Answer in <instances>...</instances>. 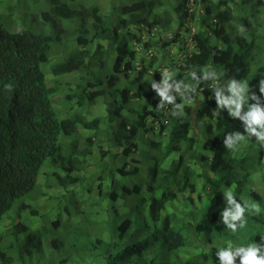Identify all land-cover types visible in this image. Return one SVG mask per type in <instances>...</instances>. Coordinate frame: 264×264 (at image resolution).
<instances>
[{"label":"clouds","instance_id":"9594fccd","mask_svg":"<svg viewBox=\"0 0 264 264\" xmlns=\"http://www.w3.org/2000/svg\"><path fill=\"white\" fill-rule=\"evenodd\" d=\"M20 1L0 0V15L5 18V25L10 31H19L24 27L23 18L27 15L26 11L24 14H19V17L16 18L17 21L13 20L14 11L12 8ZM22 1L26 9L29 6L36 7L37 13L34 14V19L41 21L40 14L46 12L49 0ZM97 1L81 0V3L86 7L97 5L102 13H106ZM107 1L108 6L105 4L107 11H110L111 3L121 6L123 2V0ZM133 1L135 2V0ZM173 1L175 0H169V3ZM236 3H239L243 8L236 9ZM135 4L137 3L135 2ZM255 4L254 0H250L247 4L244 0H233L227 5L234 17L230 21L233 31L239 30L244 33L249 31L239 21L244 20L247 15L256 10ZM202 7L200 2L194 4V0H187L185 7L179 11L180 15L186 13L185 18L180 22L171 21L169 23V18L162 15L156 7L151 12H145V16L134 13L132 16L124 17H132L129 20H132L133 34L139 35L141 40L132 44L139 57L133 66L134 70H132L130 79L137 77L142 69H147L148 74H143L140 82L148 81L156 90L159 96L156 98L158 100L155 106L156 110L145 99L139 103L138 97H135L134 102H128L130 107L135 108L138 114L136 116L145 117V121L140 119L138 126H135V121L131 127L127 125L125 132L121 135L122 139L129 133L134 134L129 154H123L121 140L119 143L117 141V123L108 119L106 109L107 104L111 103L110 98L98 99L94 104L86 102L76 107L74 111L72 110L74 114L86 118L87 121L96 119L99 121L97 129L91 127V129L85 130L78 124L75 125L77 131L75 136L77 134L79 137L90 135L92 144L86 146L79 143V150L73 152L75 154L73 175L81 176L84 173V175L91 176L92 182L84 183L88 187L84 198L86 195L89 197L94 195L95 200L89 203L84 202L89 207L98 208L97 218L108 215L114 222L110 239L111 241L119 240V245L116 247L118 250L125 246V243L127 247L137 249L140 241L146 242L145 254L147 256L143 252L141 264H264V237L254 240L246 234V232H251L247 226L248 216L257 215L264 218V69L261 71L260 80L249 88L246 82L237 81L235 78H231L227 82L218 80L219 74L211 66H206L201 71V78L207 85L201 88L197 87L198 90L193 92L196 99L189 101L187 113H184L183 110L172 112V108H169L166 103L171 104L175 99L169 95L171 85L168 84V80L171 77H175V75H179L180 78L189 76L179 81L176 88L172 89L176 95L184 94L187 87L194 84L196 80L197 75L194 72L189 75L186 70L181 71L179 66L181 60L186 55L190 56V53L195 49L194 36L200 31H208L200 24L199 15L204 11ZM140 11L143 10L140 9ZM257 15L264 31V11ZM118 18L116 13V19ZM158 20L168 22L169 28L160 27ZM215 23L216 21L212 20L213 27L220 29V26ZM62 25L69 29L66 21L62 20ZM175 34H178V41L168 43L174 39ZM208 37H211L210 31H208ZM166 42L164 50L158 51L155 44ZM99 43L104 49H107L106 42ZM144 43H149L151 47L144 48ZM258 43L264 44L260 40ZM90 45L94 50L96 44L91 43ZM171 48L175 49L174 55L169 54L168 50ZM75 49V45L66 43L64 40L51 47L48 54L51 62L41 65L47 82L53 78L51 67L67 59ZM107 51L108 49L105 54L109 57ZM177 55H180L181 59L177 60ZM154 56L157 59L150 65V59ZM165 60H167L166 63H164ZM171 60L173 61L171 62ZM109 61L106 69H111ZM44 64L46 65L43 68ZM154 70L159 73L160 78L162 77L159 82L155 81ZM117 75L122 77L120 84L123 85L127 82L123 72ZM66 76L53 80L58 81L59 86V89L50 96L53 115L44 116L42 110L37 106L39 117L31 122L34 126V140L41 141L52 132L56 133V143L60 147L56 154H68L73 150L70 145L73 137L69 136L68 132L67 134L64 132L62 123L66 130L71 129L70 121L73 119L71 109L72 105H76L75 98L72 99L75 103L68 101L64 103L65 107L59 104V100H62L65 95H73L78 87L88 88L90 92L95 91L94 84L89 85L90 82H87V78L84 84L71 86L68 82L60 80ZM156 82L158 85L155 84ZM182 82H185L183 87L181 86ZM11 88V84L5 86L7 91H11ZM250 89L258 90L259 94ZM132 92L130 90L129 95L135 96ZM214 95L216 103L213 107L200 105L202 102H212ZM249 100L254 103L249 104ZM245 104H247V111L241 115ZM24 106L26 105L21 106L19 113ZM176 107L183 108V105ZM69 108L70 111H68ZM223 108L228 111L226 118L236 124L241 122L244 124V129L239 128L237 131L226 133L223 136L221 139L223 150L230 152L234 159L250 158L249 162L243 164L242 169H236L233 172L229 169L220 171L218 168H213L215 143L219 137L216 135L220 122L219 114L225 117V113L222 114ZM220 109L222 110L220 111ZM107 120L108 122H106ZM173 128H175L174 131ZM56 129H59V132ZM172 134H177V138L176 142L171 144L170 136ZM1 136L3 137V135ZM86 148L89 149V152L83 156L81 152ZM55 161L56 155L48 157L42 165L41 173L36 178L38 187L35 194L38 199L33 200L32 204L36 210L43 207V201L47 198L37 192L43 190L45 182L48 183L44 179L42 171H58L57 166H52ZM103 165H107L111 170L112 179L110 181L97 178ZM181 169L184 171L183 174L176 173V170L180 171ZM221 178H224V181H219L220 187L217 189L203 185L205 181L212 184L213 180L218 181ZM39 179L40 182H38ZM51 185V191L58 189L57 191L64 192V189L60 186L58 188L55 183H51ZM109 185H117L123 189L122 193H114L111 204L105 203L104 195L105 192L110 191L107 190ZM72 187L69 186V189ZM154 201H162L158 211L160 221L157 222V227L159 232L161 230L158 239L151 238L153 221L146 215L147 205L155 209ZM18 202L27 205L29 201L26 196L22 195ZM57 212L60 211H54L49 217V220H53L50 221L51 223L58 218ZM11 213L8 212L4 216V225L8 224ZM64 214L65 217L68 214L73 216L70 208ZM117 216H121V219L115 220ZM39 217L41 216L38 215V212L37 215H24L22 216L23 221L20 219V222L30 227L33 232L41 231L53 235V232L59 231L62 237L64 220L56 225L57 228L53 229V232H50L47 228H43L44 220ZM239 229L242 231L238 235ZM93 240L96 239L93 238ZM74 242L73 237L60 245L69 250V253L58 255L55 258L58 264H70V261L68 263L59 261L65 256L70 258ZM87 244L88 242L82 244L81 247L83 246V250L89 252ZM115 246L116 244L110 245L109 252H112ZM12 261L8 264H27L16 260ZM92 262L87 264H92ZM94 264H103V261L96 260Z\"/></svg>","mask_w":264,"mask_h":264},{"label":"trees","instance_id":"16d2710c","mask_svg":"<svg viewBox=\"0 0 264 264\" xmlns=\"http://www.w3.org/2000/svg\"><path fill=\"white\" fill-rule=\"evenodd\" d=\"M8 1V0H5ZM157 1V2H155ZM233 0H194V4L200 2L203 5V13L199 15L200 24L207 28L211 33L208 37V31H200L194 36V50L181 60L179 69L187 74L193 72L197 75L194 84L188 86L184 94H175L172 89L176 88L179 81L185 79L179 75L171 77L168 84L171 85L169 95L173 96L174 102L167 105L172 108L171 111L183 110L187 113L189 101L196 99L193 92L200 87H205L207 83L201 78V71L206 66H211L218 74V80L228 81L235 78L237 81L246 82L251 88L255 82L260 80L261 71L264 69V44H259V40L264 42V31L259 20L261 11H264V0H254L256 10L247 15L244 20H240L241 25L249 29L244 33L239 30L231 29L230 21L234 19L228 4ZM245 3L250 0H244ZM135 2L137 4H135ZM123 0L121 6L110 4V11L102 13L97 5L86 7L81 0H49V6L46 12L41 13V22L49 27V32L44 31L33 32L32 29H22L19 31H10L5 25V18L0 15V264H8L12 260L20 261L27 264H58L55 258L61 253H69L65 247L60 245L68 242L74 237L73 249H71L70 258H62L60 263L70 264H87L96 260H102L103 264H141L142 255L146 251L145 241L142 240L138 244V248L125 246L116 247L118 241H111L112 226L114 222L107 215L97 218V207H89L84 202L85 192L88 187L84 183H91V176L82 175L74 176V153L79 150V143L91 146L92 136L79 137L75 129V125H79L82 129H97L99 126L98 119L87 121L86 118L74 114L73 111L79 105L88 102L96 103L98 99H111V103L107 104L108 119L117 123L116 136L118 143L121 140L123 145V154H129L133 135L129 133L121 139V135L125 132L126 126L135 121L138 126L140 119L145 121L144 116L138 115L135 108L129 106V103L135 101L138 97L139 103L145 99L146 102L156 110V99L158 96L156 90L148 81L140 82L143 74H148L147 69H142L139 75L131 78L132 70H134L135 62L139 57L138 52L134 50L133 42H140V36L133 34L131 22L132 17L124 18L127 15H134L135 11L143 10L151 12L154 7L161 11L162 15L167 16L168 22H180L185 18L186 13L182 15V10L187 0H175L169 3V0ZM236 9L243 8L239 3L235 4ZM116 13L119 18L116 19ZM34 17L28 16L23 18V26L25 22H34ZM171 19V20H170ZM62 20L66 21L69 29L62 25ZM122 20V21H121ZM186 20V19H185ZM212 20L216 21V25L220 29L213 27ZM162 28H169L168 22L157 21ZM215 41L211 43V39ZM72 43L75 45L69 57L51 67L52 80H46L42 71L43 63H50L49 51L52 46L61 43ZM178 41V34H175L172 41ZM107 43V54L102 44ZM95 43V49L89 44ZM166 43L155 44L158 51H163ZM151 47L149 43H144V48ZM157 59L156 56L151 57L150 65ZM110 60V61H109ZM111 64V69H106L107 63ZM141 63V60L138 62ZM153 64V63H152ZM149 65V66H150ZM124 68V69H122ZM145 71V72H144ZM121 72L127 80L123 85L120 84L121 78L117 74ZM73 73L76 78L83 76L87 78V82L94 84L95 91L90 92L88 88H77L72 95H65L59 104L63 107L68 101L76 99V105H72V117L70 121L71 129H67L62 123L64 132L72 135L73 141L70 143L73 149L70 153L56 154L60 147L56 143V133L52 132L47 138L37 141L33 139L32 120L39 117L38 108L42 110L44 116L53 115L51 94L59 89L58 81L54 78L70 75ZM156 80L160 81L159 73L154 70ZM124 78V77H123ZM51 83V84H50ZM182 82L181 86L183 87ZM11 84V91H7L5 86ZM155 84L158 85L156 82ZM196 84V85H195ZM198 87V88H197ZM133 91L135 96L129 95V91ZM252 92L258 90L250 89ZM205 95V94H204ZM208 90L206 91V97ZM263 98V97H262ZM261 98V99H262ZM197 102V101H196ZM139 103L136 105L137 109ZM216 103V97L211 102H202L201 106L209 105L210 108ZM248 103H254L249 100ZM23 107L21 113L19 110ZM192 104V103H191ZM183 105V108L176 107ZM225 117L219 114L220 122L217 126V134L219 137L215 143V153L213 157V168L220 171L229 169L233 172L236 169H242L243 164L250 161L249 157L242 159H234L230 152L224 151L221 146V139L226 133L237 131L239 128L244 129L243 122L236 124L227 117V109L223 108ZM222 109H220L221 111ZM70 111V108L68 109ZM247 111L245 104L241 115ZM200 117V115H199ZM108 122V120L106 121ZM74 126V127H73ZM243 127V128H242ZM175 128H173V131ZM59 132V129H56ZM3 135V137L1 136ZM5 135V136H4ZM96 138V137H95ZM177 134L170 136V143H175ZM260 148V146L258 145ZM256 149V147H254ZM159 150V148H158ZM89 149L82 150L81 154L85 156ZM56 155V161L52 166H57L58 171L53 172L42 171L45 182L41 196H47L43 201V207H33V200H37L38 196L35 190L38 187L36 183L37 176L41 173V168L48 159ZM176 173L183 174L182 169L176 170ZM97 178L99 180L112 179L111 170L107 165L101 166ZM264 178V177H263ZM203 182L204 187L210 186L212 189L220 187L219 181ZM51 183H55L64 189V192L54 189L51 191ZM182 184L183 181H182ZM69 186H73L69 189ZM191 187V186H189ZM202 187V185H201ZM105 195V203H113L114 193H122L121 187H107ZM24 195L28 199V204L18 202ZM218 199V198H217ZM155 209L150 205L146 206V215L153 221L151 225V238L158 239L160 232L158 231L157 222L159 215V205L162 201H154ZM103 203V202H102ZM104 204V203H103ZM70 208L71 215L65 217L63 235L59 231L53 232L56 225L60 224L61 218L53 223L49 217L54 211L66 212ZM8 212H12L8 219V224L4 225V216ZM38 215L39 219L44 220L43 228L53 232V235L47 232H33L31 228L22 224V216ZM121 219V216L115 217V220ZM46 223V226H45ZM247 226L251 232H246L252 239L264 237V218L257 215L248 216ZM53 227V228H52ZM242 229H239L238 235ZM167 232V231H166ZM61 237L60 240H58ZM95 238L96 240H93ZM251 239V240H252ZM58 240V241H57ZM107 240V241H106ZM88 242L89 252L83 250L82 244ZM116 244L112 252H109L110 245ZM149 247V246H147ZM147 256V255H146ZM145 259V258H144ZM26 260V262H24Z\"/></svg>","mask_w":264,"mask_h":264},{"label":"rangeland","instance_id":"374dc122","mask_svg":"<svg viewBox=\"0 0 264 264\" xmlns=\"http://www.w3.org/2000/svg\"><path fill=\"white\" fill-rule=\"evenodd\" d=\"M97 2H98V4L102 7V10H104V11L107 12L108 9H107L106 5L108 6V1H107V0H98ZM105 4H106V5H105ZM12 10L14 11V13H13V20H14V21H17L16 18L19 17V14H24L25 11L27 12L26 18H28V16L34 17L33 15L37 13L36 7L29 6V7L26 9V8H25V5H24V3H23L22 0L19 2L18 5L13 6ZM135 14L140 15V16H145V11H140V10L137 9V10L135 11ZM33 20H34L33 23H31V22H25V21H24V27H22V28H24V29H28V30H31V29H32L33 32H40V31H44V32H46V33L49 32V27H48V25H46V24H45V25L42 24L40 20H37V19H33ZM214 42H215V41H214L213 39H211V43L213 44ZM168 51H169V54H170V55H174V53H175V49H173V48L169 49ZM65 57H66V56H65ZM176 59H177V60L181 59V56H180V55H177V56H176ZM172 61H173V60H171V62H172ZM166 62H167V60H165L164 63H166ZM46 64H47V63H46ZM46 64L43 65V68H44V66H45ZM82 77H83V76H79L78 78H76V76L73 74V75H69V76L63 77V78H61L60 80H61L62 82H68L71 86H73V85H75V84H79V85H81V84H84V83L86 82V80H85V79H82ZM48 79H50V76H48ZM85 85H86V84H85ZM38 182H40V179L38 180ZM37 192H38V193H42L41 190H38ZM94 200H95V196H94V195H91L90 197H89V195H86V197L84 198V201H85L86 203L93 202ZM58 213L60 214V218H61V220H64V221H65V214H64V212H61V211H60V212H57V214H58ZM58 217H59V216H58ZM54 220H55V219H54ZM5 221H6V220H5Z\"/></svg>","mask_w":264,"mask_h":264}]
</instances>
